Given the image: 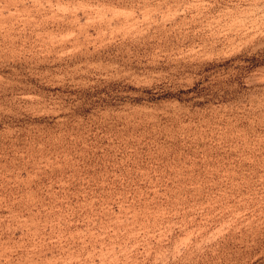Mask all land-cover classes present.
Masks as SVG:
<instances>
[{
    "label": "rangeland",
    "instance_id": "rangeland-1",
    "mask_svg": "<svg viewBox=\"0 0 264 264\" xmlns=\"http://www.w3.org/2000/svg\"><path fill=\"white\" fill-rule=\"evenodd\" d=\"M0 264H264V0H0Z\"/></svg>",
    "mask_w": 264,
    "mask_h": 264
}]
</instances>
